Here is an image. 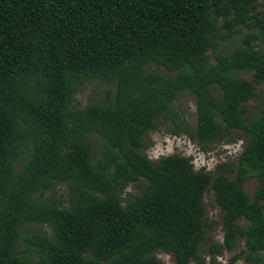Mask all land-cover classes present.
<instances>
[{
    "label": "trees",
    "instance_id": "16d2710c",
    "mask_svg": "<svg viewBox=\"0 0 264 264\" xmlns=\"http://www.w3.org/2000/svg\"><path fill=\"white\" fill-rule=\"evenodd\" d=\"M257 8L258 0H0V264H162L158 251L176 264H222L216 257L239 241L231 262L264 264ZM88 84L105 87V100L74 107ZM183 94L194 125L175 113ZM160 119L203 150L239 131L243 150L213 171L176 154L152 162L148 133ZM209 187L223 240L202 257ZM28 223L49 233L22 235Z\"/></svg>",
    "mask_w": 264,
    "mask_h": 264
},
{
    "label": "rangeland",
    "instance_id": "374dc122",
    "mask_svg": "<svg viewBox=\"0 0 264 264\" xmlns=\"http://www.w3.org/2000/svg\"><path fill=\"white\" fill-rule=\"evenodd\" d=\"M256 13L258 17L262 15L264 16V0H258ZM246 32L248 31L244 30V33ZM152 70L166 74L162 69L156 68ZM238 76L252 80L251 73H239ZM263 88V86H255L257 91ZM105 91L106 88L101 86L91 84L83 86L73 96L72 105L76 108H83L91 98H95L96 100H105ZM256 108V101L250 100L247 103V115L250 116L256 111ZM174 110L179 118L178 121H184L190 125L195 124L196 109L193 99L190 96L185 94L180 95L174 104ZM171 126L172 124L168 119H160L157 129L148 133L147 140L151 141L152 145L146 150V154L152 162H156L162 156L176 154L184 157H190L196 171L201 169L205 171H213L215 165L219 163H235L237 157L243 150V137L242 133L239 131L233 132L231 136L227 138L228 140L214 144L210 148L203 150L200 146L190 141L184 135L173 136L169 134ZM91 144L92 147L97 148L95 143ZM256 184L257 181L255 179L247 181L243 186L244 192L251 196ZM57 190L58 193L56 195L60 196V199L65 202L67 199L66 186H58ZM127 191H132L131 187H129ZM203 200L206 210L204 221L212 224L211 229L207 232L208 240L204 242L200 252L202 257H207V247L213 242L221 243L223 240V233L221 230L220 210L214 203L211 187L205 191ZM41 233L48 234V226H39L28 223L21 228L22 235ZM242 249L243 243L242 241H239L231 251H223L216 257V259L222 264H249L242 259L231 262L232 257L238 254ZM155 255L162 264H176L172 256L169 254L158 251ZM189 264H195V262L191 261Z\"/></svg>",
    "mask_w": 264,
    "mask_h": 264
}]
</instances>
